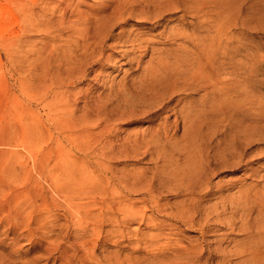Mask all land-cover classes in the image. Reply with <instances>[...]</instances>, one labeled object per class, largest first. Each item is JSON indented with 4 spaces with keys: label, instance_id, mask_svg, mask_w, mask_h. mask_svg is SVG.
Returning <instances> with one entry per match:
<instances>
[{
    "label": "rangeland",
    "instance_id": "374dc122",
    "mask_svg": "<svg viewBox=\"0 0 264 264\" xmlns=\"http://www.w3.org/2000/svg\"><path fill=\"white\" fill-rule=\"evenodd\" d=\"M136 1L96 61L67 24L112 0H0V204L20 211L0 205L3 264H264V0H176L185 10L162 15V0ZM207 152L210 174L195 173ZM60 157L108 180L109 195L74 198L96 203L81 225L49 183ZM120 201L143 215L120 224Z\"/></svg>",
    "mask_w": 264,
    "mask_h": 264
},
{
    "label": "bare ground",
    "instance_id": "6f19581e",
    "mask_svg": "<svg viewBox=\"0 0 264 264\" xmlns=\"http://www.w3.org/2000/svg\"><path fill=\"white\" fill-rule=\"evenodd\" d=\"M115 2V4H111V3H109V4H106V6H111L110 8V11L108 12V13H106V14H103V15H96L95 16V19L93 20V21H90V23L89 22H87L86 21V19H84V17H82V19L81 20H83V21H78V20H75V21H70L71 22V24H67V27L68 26H70V25H72L71 27H73L74 29H73V33H77L78 34V36L81 38V43H82V50H84V56H86V55H92V56H89V57H91V58H93L94 60H99L98 58L99 57H101L102 56V52H99L98 54H95V56L93 57V55H94V53H95V51H97L98 49H100L102 46H104L105 44H104V42L107 40V39H109L110 37H111V35H110V30H111V28H112V26L113 25H115V23H120V22H118V20H120V21H123V20H125V19H127L128 18V16H130L132 13H133V9H135L134 7H135V5L137 4V1L136 0H112V3H114ZM191 5V4H190ZM192 7V6H191ZM190 7V8H191ZM201 7V6H200ZM153 8H154V11H156V13L157 14H159V15H162L163 14V12H166V11H173L174 9H176V10H178V9H183V10H185L184 8H182V4H178L177 3V1L176 0H162V2H160V3H157V4H154L153 5ZM189 8V9H190ZM130 9V10H129ZM201 9V8H200ZM98 10V9H97ZM191 10H193L192 8H191ZM102 11H104V9L102 10ZM190 11V10H189ZM197 13V12H196ZM81 17V16H80ZM62 22V21H61ZM69 22V21H68ZM65 23V22H64ZM65 25V24H64ZM66 27V26H65ZM90 29H94L93 31H90ZM120 31H122V30H120ZM75 33V34H76ZM130 34H131V32H130ZM130 34H128L127 36V38L124 40V41H132V40H136V39H134V38H130ZM77 36V37H78ZM118 37H121L119 34L117 35ZM78 40V39H77ZM80 43V42H79ZM104 44V45H103ZM134 44H136L137 45V43H134ZM138 44H140V43H138ZM138 46V45H137ZM133 47H135L134 45H133ZM104 48V47H103ZM203 51V50H202ZM104 52V51H103ZM199 53V52H198ZM163 60H164V58L161 56V57H159L158 58V60L156 61V66H155V68L154 69H159L160 70V68L162 67V65H163ZM167 62V61H166ZM169 63V62H168ZM165 64V63H164ZM179 65H181V63L179 64ZM192 65V64H191ZM172 67V66H171ZM223 67V66H222ZM165 68V67H164ZM168 68V67H167ZM166 68V69H167ZM174 69H175V67H174ZM167 71V70H166ZM165 70L163 71V73L164 72H166ZM175 71V70H174ZM198 71V70H197ZM197 71H195V73L197 72ZM205 71V70H204ZM147 72V71H146ZM150 72V71H149ZM169 72H171V71H169ZM182 72V71H181ZM200 72H201V69H200ZM199 72V73H200ZM218 72V71H217ZM152 73H154V71L152 72ZM199 73H196V74H199ZM181 74V73H180ZM202 74V73H201ZM146 75H148L147 73H146ZM208 75V74H207ZM171 76V75H170ZM176 76V75H175ZM197 76V75H196ZM201 76V75H200ZM199 76V77H200ZM203 76H204V73H203ZM148 77H150V76H148ZM154 77V76H153ZM153 77H151L152 79H153ZM165 77V76H164ZM180 77V76H179ZM186 77V76H185ZM155 78H156V75H155ZM197 78H198V76H197ZM217 78V77H216ZM141 79H142V77H141ZM167 79V78H166ZM171 79V78H170ZM183 79V78H182ZM208 79V78H207ZM214 79V78H213ZM179 80V79H178ZM177 80V81H178ZM197 80V79H196ZM218 80V79H217ZM147 81H148V79H147ZM174 81V80H173ZM181 81V80H180ZM198 81V80H197ZM205 81V80H204ZM141 82V81H140ZM152 82L153 81H151L150 83H151V86H152ZM160 82H161V80H160ZM170 82H171V80H170ZM208 82V81H207ZM223 82V81H222ZM146 83H148V82H146ZM145 83V84H146ZM157 83H159V82H157ZM166 83V82H165ZM173 83V82H172ZM199 83V82H198ZM206 83V82H205ZM214 83V82H213ZM220 83V82H219ZM154 84L156 85V83L154 82ZM179 84V83H178ZM183 84V83H182ZM201 84H203L202 83V81H201ZM162 85V84H161ZM166 85V84H165ZM171 85V84H170ZM209 85H210V83H209ZM214 85V84H213ZM147 86H148V84H147ZM157 86V85H156ZM175 86V85H174ZM182 86V85H181ZM185 86V85H184ZM188 86V85H187ZM191 86V85H190ZM211 86H212V84H211ZM150 87V86H149ZM148 87V88H149ZM161 87V86H160ZM173 87V86H172ZM148 88H144V89H148ZM153 88V87H152ZM157 88V87H156ZM180 88V87H179ZM187 88V87H186ZM160 89V88H159ZM164 89V88H163ZM171 89V88H170ZM177 89V88H176ZM185 89V88H184ZM141 90V89H140ZM183 90V89H182ZM209 90H211V89H209ZM54 91V90H53ZM157 91H158V89H157ZM58 92H59V90H55L54 91V95H56V94H58ZM164 92H166V91H164ZM168 92H169V94H172L171 93V91H169L168 90ZM153 93V92H152ZM151 93V94H152ZM156 93V92H155ZM41 94V93H40ZM154 94V93H153ZM41 96H43V95H41ZM44 98V97H43ZM221 100H222V98H221ZM218 101H220V100H218ZM214 102H215V100H214ZM134 103V102H133ZM222 103H220L219 105H221ZM223 105V104H222ZM225 105V104H224ZM223 105V106H224ZM65 106V105H64ZM66 106H68V105H66ZM213 106V105H212ZM222 107V106H221ZM185 108V107H184ZM224 108V107H223ZM67 109V108H66ZM182 109V108H181ZM218 109H220V108H218ZM186 111H187V109H186ZM198 111V110H197ZM182 113V112H181ZM185 113V112H184ZM188 113H189V111H188ZM195 113V112H194ZM183 114V113H182ZM203 114V113H202ZM196 115H197V113H196ZM90 116V115H89ZM220 116V115H219ZM218 116V117H219ZM224 116V115H223ZM99 117V116H98ZM231 118V117H230ZM195 119V118H194ZM221 119H223V118H221ZM87 120V119H86ZM187 120V119H186ZM191 120V119H190ZM189 120V121H190ZM192 120H193V117H192ZM191 120V121H192ZM201 120V119H200ZM218 120V119H217ZM216 120V121H217ZM83 121V120H82ZM166 120H164V122H165ZM183 121V120H182ZM188 121V122H189ZM190 121V122H191ZM213 121V120H212ZM233 121V120H232ZM74 122V121H73ZM72 122V120H71V123H73ZM189 122V123H190ZM68 123V122H67ZM69 123H70V119H69ZM68 123V124H69ZM83 123V122H82ZM188 123V124H189ZM193 123V122H192ZM198 123H199V120H198ZM201 123H202V121H201ZM235 123V122H234ZM74 124V123H73ZM72 124V125H73ZM167 124V123H166ZM187 124V125H188ZM214 124V123H213ZM216 124H220V122L219 123H216ZM250 124V123H249ZM82 125H84V124H82ZM162 125V124H161ZM160 125V126H161ZM215 125V124H214ZM58 126V125H57ZM75 126V125H74ZM164 126V125H163ZM163 126H162V128H163ZM192 126V125H191ZM80 128H81V126H80ZM158 128H159V126H158ZM165 128H166V126H165ZM253 128H254V126H253ZM161 129V128H160ZM62 129H60V131H61ZM162 130H164V129H162ZM166 130V129H165ZM164 130V131H165ZM168 130V129H167ZM186 130H188V128L186 129ZM182 131H184V129L182 130ZM159 132H161V131H159ZM184 132H186V131H184ZM215 132V131H214ZM164 133V132H163ZM167 133H168V131H167ZM254 133V132H253ZM150 134V133H149ZM160 134H162V133H160ZM250 134V133H249ZM159 135V134H158ZM198 135V134H197ZM150 136H151V134H150ZM150 136H149V139H148V141H155L157 138H159L160 136H153V134H152V138L150 139ZM192 136V135H191ZM193 136H195V135H193ZM226 136V135H225ZM245 136V135H244ZM144 137V139H146L147 137L146 136H143ZM146 137V138H145ZM189 137V136H188ZM247 139L249 138L248 136L246 137ZM192 139L194 140V138L192 137ZM196 139V138H195ZM140 140V139H139ZM139 140L137 139V141H138V143H139ZM158 140V139H157ZM172 140V139H171ZM170 140V141H171ZM175 140V139H174ZM226 140V139H225ZM135 141V140H134ZM147 141V140H146ZM162 141V140H161ZM173 141V140H172ZM192 141V140H191ZM197 141V140H196ZM142 142V141H141ZM151 142V143H152ZM206 142V141H205ZM211 142V141H210ZM216 142V141H215ZM219 142V141H218ZM221 142L222 141H220V144H221ZM228 142V141H227ZM233 142V141H232ZM235 142V141H234ZM241 142V141H240ZM136 143V142H135ZM146 143V142H145ZM149 143V142H148ZM150 143V144H151ZM155 143V142H154ZM154 143H153V145L152 146H154ZM207 143V142H206ZM231 142H229L227 145L229 146V144H230ZM238 143H239V141H238ZM243 143V142H242ZM246 143V142H245ZM248 143H251V141H249ZM140 144V143H139ZM138 144V145H139ZM161 144V143H160ZM197 144V146H198V143H195V145ZM200 145H201V142L199 143ZM205 144V143H204ZM210 144V143H209ZM214 144V143H213ZM219 144V143H218ZM236 144V143H235ZM234 144V146H236ZM241 144V143H240ZM244 144V143H243ZM155 145H156V143H155ZM170 145V144H169ZM202 145H203V142H202ZM216 145V144H215ZM247 145H249V144H247ZM137 146V145H136ZM159 146V145H158ZM161 146V145H160ZM176 146V145H175ZM204 146V145H203ZM208 146V145H207ZM212 146H214V145H212ZM218 146V145H217ZM216 146V147H217ZM231 146H232V144H231ZM246 146V145H245ZM192 147V146H191ZM196 147V146H195ZM205 148H206V146H204ZM221 147V146H220ZM150 148V147H149ZM163 148V147H162ZM161 148V150H163ZM173 148V147H172ZM180 149V146H178L177 147V149ZM193 148H194V146H193ZM192 148V149H193ZM199 148V147H198ZM211 148H213V147H211ZM232 148V147H231ZM238 150L237 151H239L240 153H242L241 152V150L243 149H241V145H237V147H236ZM136 149V148H135ZM176 149V148H175ZM207 149V148H206ZM224 149H228V153H230L231 154V156L233 157V155H236L235 153H234V151L236 150L235 148V150L234 151H232V150H230V148L228 147V148H224L223 147V150ZM240 149V150H239ZM174 150V149H173ZM201 150H202V146H201ZM205 149H203V151H204ZM207 150H209V149H207ZM217 150V149H216ZM245 150V149H244ZM150 151V150H149ZM153 151V150H152ZM151 151V152H152ZM166 151V150H165ZM165 151H163L164 153H165ZM177 151V150H176ZM178 151H180V150H178ZM189 151V150H188ZM196 151H198V150H196ZM213 151H214V148H213ZM212 151V152H213ZM218 151H220L221 152V150H218ZM170 152V151H169ZM169 152H166L167 154L169 153ZM174 152V151H173ZM173 152H172V154H173ZM200 152V149H199V151H198V154H200V156L202 155L201 154V152ZM211 152V153H212ZM214 152H217V151H214ZM224 152H225V150H224ZM127 153V152H126ZM154 153V152H153ZM152 153V154H153ZM166 153H165V155H166ZM171 153V152H170ZM170 153H169V155H170ZM203 153V152H202ZM204 153H205V151H204ZM156 154V153H155ZM158 154V153H157ZM176 154V153H175ZM225 154V153H224ZM160 155V154H159ZM164 155V154H163ZM174 155V154H173ZM172 155V156H173ZM188 155L190 156V154L188 153ZM220 155L221 154H218V157H219V159H221L220 158ZM243 155V154H242ZM166 156H168V155H166ZM187 155H185V157H186ZM188 156V157H189ZM192 156V155H191ZM198 156V155H197ZM211 156H212V158L213 159H211ZM230 156V157H231ZM188 157H186L187 159H189ZM193 157V156H192ZM203 157V156H202ZM206 157H207V161L206 162H204L202 159H200V164L198 163V165H196V166H194V168H193V171L195 172V173H204V174H208V172L212 169V168H210V166L212 165V163H214L213 161H215L216 162V159H214V155H208V152H207V155H206ZM221 157H222V155H221ZM227 157V156H226ZM239 157H241V156H239ZM164 158H165V156H164ZM168 158V157H167ZM172 158V157H171ZM184 158V157H183ZM186 158H184V161L185 160H187ZM195 157H193V159H194ZM198 158V157H197ZM229 158V157H228ZM233 158H235V156L233 157ZM193 159H192V161H193ZM210 159H211V161H210ZM232 159V158H231ZM60 160V161H59ZM170 160V159H169ZM201 160L203 161V163H201ZM233 160V159H232ZM235 160V159H234ZM241 160H242V158H241ZM183 161V162H184ZM188 162H189V160H188ZM195 162V161H194ZM197 162H199V160L197 161ZM48 163V162H47ZM168 163H169V161H168ZM190 163V162H189ZM196 163V162H195ZM194 163V164H195ZM218 163V162H217ZM57 165H60V169H61V172L65 175V177H60V176H58V175H54V178H53V175H52V177H50V180H49V183L52 185V184H54L55 183V181H59V183L60 184H58L56 187L57 188H59V189H61V188H64V195H63V197H64V202H65V204H64V208H65V210L67 211H65L67 214H69V216H71V215H73V217H74V219L77 221V223L79 224V225H81L82 224V218H84V219H86V217H90V216H88V213H89V209H92V207L94 206V204H96V203H94V201L93 200H88V201H86L85 202V204H81V205H78L77 203H76V200L74 201V198H78V199H83V198H86V197H88V198H95V197H97V196H99V195H106L107 193H108V187H107V183H108V180H106V177L103 175H101V174H98V176H95V177H92L91 176V174H92V172L91 171H93V169L92 170H79V172L76 170V167H75V163H72V162H70L68 159H63L62 157H60V159H58V160H55L54 161V163L52 164V166L53 167H55V166H57ZM173 165H175V164H173ZM215 165V164H214ZM45 166V165H44ZM170 166H171V163H170ZM190 166H191V164H190ZM193 166V165H192ZM191 166V167H192ZM52 167V168H53ZM43 168H45V167H43ZM176 168V167H175ZM178 168V167H177ZM51 169V168H50ZM50 169H48V171L50 170ZM190 169V168H189ZM42 170V169H41ZM75 170H76V172H78V174L75 172ZM96 170V169H95ZM173 170V169H172ZM42 172V171H41ZM192 172V171H191ZM211 172V171H210ZM210 172H209V174H210ZM79 173H80V175H79ZM187 173V172H186ZM189 173H190V171H189ZM96 174V173H95ZM188 174V173H187ZM203 174V175H204ZM93 175V174H92ZM181 175V174H180ZM94 176V175H93ZM189 176H191V175H189ZM196 176V175H195ZM197 176H198V174H197ZM208 176V175H207ZM210 176V175H209ZM206 177V176H205ZM178 178H180V177H178ZM189 178V177H188ZM198 178H200V177H198ZM197 178V179H198ZM163 179V178H162ZM162 179H160L161 181H162ZM165 179H167V177L165 178ZM169 179V178H168ZM167 179V180H168ZM184 179V178H183ZM194 179V178H193ZM203 179V178H202ZM206 179V178H205ZM72 181L71 183H72V187H70V186H68V185H65L68 181ZM105 180H106V182H105ZM181 180V179H180ZM192 180V179H191ZM191 180H187L188 181V183L191 181ZM196 180V179H195ZM194 180V181H195ZM178 181V180H177ZM183 181V180H182ZM186 181V182H187ZM167 182V181H166ZM173 182H174V180H173ZM172 182V183H173ZM180 182V181H179ZM186 182L185 183H183V184H186ZM203 182V181H202ZM168 183V182H167ZM167 183H164V184H167ZM175 183H176V181H175ZM178 183V182H177ZM193 183V182H192ZM209 183V182H208ZM183 184H181L180 185V187L183 185ZM200 184H202L201 182H200ZM207 184V183H206ZM47 185V184H46ZM172 185V184H171ZM171 185H169L170 187H171ZM175 185V184H174ZM173 185V186H174ZM194 185V184H193ZM65 186V187H64ZM165 186V185H164ZM184 186V185H183ZM182 186V187H183ZM188 186H190L191 187V185H186V187H188ZM198 186V185H197ZM209 186V185H208ZM179 187V186H178ZM181 187V188H182ZM202 187H205V185H204V183H203V186ZM56 188V189H57ZM199 188V187H198ZM207 188V187H206ZM105 189H106V193L105 194H103L104 192H105ZM150 189H152L151 187H150ZM176 189H177V187H176ZM179 189V188H178ZM188 189V188H187ZM187 189H183L184 191H186ZM195 189V188H194ZM197 189V188H196ZM195 189V190H196ZM209 189V188H208ZM79 190V191H78ZM193 190V189H192ZM201 190V189H200ZM77 191V192H76ZM213 191V190H212ZM71 192H76V193H74V194H70ZM197 192V191H196ZM202 192H203V190H202ZM207 192V191H206ZM182 193V192H181ZM187 193V192H186ZM212 193V192H211ZM178 194V193H177ZM202 194V193H201ZM206 194H208V193H206ZM107 195H109V194H107ZM111 195V194H110ZM194 195V194H193ZM203 195V194H202ZM226 195V194H225ZM225 195L223 196V197H225ZM230 195V194H229ZM192 196V195H191ZM196 196V195H195ZM200 197H201V195H199ZM218 196V195H217ZM222 196V195H221ZM231 196V195H230ZM245 196V195H244ZM193 197V196H192ZM197 197V196H196ZM200 197H198V198H200ZM227 197H229V196H227ZM191 198V197H190ZM234 198V197H233ZM235 199V198H234ZM104 200V199H103ZM108 200H110V199H108ZM113 200V199H112ZM123 201V200H122ZM122 201H120L118 204H119V207H117V209H119V211L121 210L122 211V214H123V217H122V220H121V218H120V220H121V222H120V224H124L125 223V225H126V221L128 222V220H124V219H126L125 217H127V216H130V217H132L131 219H133V216H134V218H136V216H142L143 215V213H140L141 211H139L138 210V207H136L137 209H133V210H125V208H126V206H127V204H125L124 202H122ZM126 201V200H125ZM184 201V200H183ZM108 202V201H107ZM106 201H104L103 203H107ZM185 202H187V201H185ZM189 202V201H188ZM103 203H101L102 205H103ZM109 203V202H108ZM114 203H115V201H114ZM191 203V202H190ZM1 205V204H0ZM116 206V205H115ZM184 206V205H183ZM248 206V205H247ZM1 207L3 208V209H5V210H7V213H6V215L4 216V218L5 219H7V220H13L12 219V217L15 215L13 212H15L16 211V214L17 213H19L20 211H18V210H16V209H14V210H12L11 208H9V206L8 205H1ZM109 207H111V209H112V207L113 206H109ZM159 207V206H158ZM250 207V206H249ZM128 208V207H127ZM88 209V210H87ZM129 209H132L131 208V206H130V208ZM202 209V208H201ZM244 209V208H243ZM87 210V211H86ZM114 210V209H113ZM207 211V210H206ZM106 212H108V211H106ZM178 212V211H177ZM182 213V212H181ZM180 213V214H181ZM3 214V213H2ZM111 215H113V211L111 212ZM106 216L107 217H110V212L109 213H106ZM181 216L182 217H184V215L183 214H181ZM191 216V215H190ZM76 217H77V219H76ZM2 218H3V216H2ZM88 218H87V220H88ZM108 219V218H107ZM110 219V218H109ZM108 219V220H109ZM90 220V219H89ZM101 220V219H100ZM103 221H104V219H103ZM102 221V222H103ZM110 221V220H109ZM119 221V220H118ZM185 222H187L186 220H184ZM90 222H97V221H95V220H92V221H90ZM100 221H98V223H99ZM106 222H108V221H106ZM84 223V222H83ZM87 224V223H86ZM41 225H43V224H41ZM41 225H39V226H41ZM258 227V226H257ZM204 229V228H203ZM50 230H52V229H50ZM118 230V229H117ZM255 231V230H254ZM259 231V230H258ZM119 232V231H118ZM262 233V232H261ZM7 244H8V242H7ZM249 248V247H248ZM183 249H184V247H183ZM243 249V248H242ZM246 250V249H245ZM11 251V250H10ZM251 251V250H250ZM195 253V252H194ZM247 253V252H246ZM4 254H8V252L7 253H4ZM195 255V254H194ZM4 255H0V258L2 259V261L4 260ZM2 261L0 260V263L1 264H3L2 263ZM22 264H24V263H22ZM26 264V263H25Z\"/></svg>",
    "mask_w": 264,
    "mask_h": 264
}]
</instances>
